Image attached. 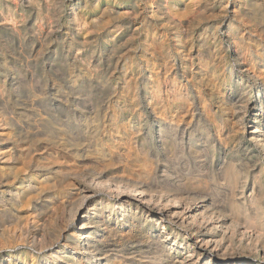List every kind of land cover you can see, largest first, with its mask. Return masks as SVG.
Segmentation results:
<instances>
[{
	"label": "bare ground",
	"instance_id": "bare-ground-1",
	"mask_svg": "<svg viewBox=\"0 0 264 264\" xmlns=\"http://www.w3.org/2000/svg\"><path fill=\"white\" fill-rule=\"evenodd\" d=\"M94 1L100 3L101 0ZM20 2L25 4L24 0ZM149 2L155 6L152 16L171 26L175 37L180 38L182 21L177 17L180 9L174 5L176 8L172 10L174 6H164L160 0ZM34 3L40 2L29 1L30 5ZM191 3L196 2L193 0ZM227 10L225 7V13ZM39 29L38 41L43 42L46 33L41 27ZM244 42L246 39L243 38L235 42L241 51H244L241 45ZM20 56H24L22 52ZM181 57L180 65L175 63L172 55L164 67L163 80L170 81V92L163 87L164 81L158 78L160 67L155 56L149 65L154 73L146 84L148 109L158 123L160 148L171 154L175 147L194 149L199 141L215 148L211 128L218 135V143H229L223 138L228 129L229 112L235 121L230 131L240 143L236 147L242 149L241 144L248 140L264 155V56L237 54L232 61L224 56H215L216 61L225 63V67L219 74L222 66H215L213 81L207 84L211 83L213 88L222 91L228 111L222 110L219 115L213 113L217 125L212 119L211 107L208 106L210 100L205 93L191 90L193 87L184 89L187 85L176 92L175 89L181 86L178 78H184L189 69L188 62L184 61L186 56ZM3 85L0 83V97L5 98ZM254 91L255 100L253 94L250 95ZM44 97L41 91H31L26 101L20 104V115L10 112L4 104L10 116L3 119L4 125L11 129L15 141L10 137L0 138V264H260L256 260H243L253 252L264 259V182L258 183L259 187L253 186L247 193L245 189L238 193L234 184L231 195L220 202L206 193V171L189 172L177 178L166 167L161 169V178L168 185L162 188L157 176L160 168L155 174L151 171L156 159L151 157L149 150H144L141 161L146 170L142 180L125 173L112 176L97 170L83 174L79 164L76 167L68 161L60 162L59 153L65 152L80 162L92 156L96 161L107 162L113 160V152L101 148L98 142H83L82 139L63 136L61 130L54 128L55 121L51 119H55L57 111L46 104ZM253 108L256 113L253 112L250 122L255 126L246 136V124L250 122L246 123L244 118ZM187 114L196 119L195 126L194 122L182 123ZM196 132H199V138ZM9 142L26 144L31 153L37 152L36 146L43 145L47 149L48 163L29 164L25 171H14L10 167L15 148L3 152ZM56 164H61L60 168H56ZM234 166L233 161L225 165L228 167L226 177ZM260 174L263 178L264 169ZM49 185L60 192L62 198L52 200V192L46 190ZM73 195L75 198L72 200ZM57 203L61 204L60 210L54 207ZM241 215L246 218V224L240 230L235 225L233 230L231 224ZM237 232L250 241L240 256L230 250ZM203 257L206 258L202 260Z\"/></svg>",
	"mask_w": 264,
	"mask_h": 264
},
{
	"label": "rangeland",
	"instance_id": "rangeland-1",
	"mask_svg": "<svg viewBox=\"0 0 264 264\" xmlns=\"http://www.w3.org/2000/svg\"><path fill=\"white\" fill-rule=\"evenodd\" d=\"M29 1L24 0L25 4H22L20 0H0V83L5 84L6 91L5 98L0 97V138L14 139L11 129L4 125L3 119L10 117L4 104L10 112L20 115V104L35 90L43 92L46 104L52 106L54 112L57 111L55 119H51L55 121L54 128L61 130L63 136L82 139L83 142H98L101 148L113 152V160L107 162L96 161L93 156L80 162L65 152L59 153L60 162L68 161L76 167L79 164L83 174L97 170L112 176L125 173L142 180L146 170L141 161L144 150H149L151 157L156 159L151 171L155 174L160 168L157 176L162 188L168 185L161 178V169L166 167L177 178L189 172L206 171V193L220 202L231 195L234 184L238 193L243 189L247 193L253 186L259 187L264 182V177L260 178L264 155L248 140L241 144L242 149L236 147L240 143L230 131L235 121L227 111L223 93L213 88L211 83L207 84L213 81L215 66H222L219 74L225 67V63L216 61L215 56H224L228 61H232L237 54L264 56V0H195L196 3H191L193 0H160L164 6L176 5L180 9L177 16L182 21L180 38L175 37L171 26L152 16L155 6H151L149 0H101L100 3L94 0H39V4L33 5ZM225 7L228 8L227 13ZM105 9L107 12H104ZM77 19L78 22L75 21ZM40 27L46 33L43 42L38 41ZM240 38L246 39L241 44L244 51L235 44ZM21 52L24 56H20ZM172 55L177 65H180L182 55L186 56L184 61L189 64L183 80L178 78L181 86L175 89L176 92L183 90L185 85L187 88L184 89L193 87L191 90H201L208 96L212 114L227 111L228 129L223 138L229 143H218V135L211 128L215 148L207 147L204 141L196 142L191 150L175 147L171 154L160 148L158 123L148 109L146 84L154 73L149 65L155 56L160 67L158 78L164 81L166 90L170 89V81L163 79L164 67L171 61ZM252 94L255 100L256 92ZM222 104L224 106L221 107ZM255 111L253 108L247 112L246 123L250 122ZM214 115L212 119L217 125ZM191 118L187 114L182 123L194 122L195 126L196 119ZM254 126L251 122L246 124V136ZM195 135L198 137L199 132ZM9 143L3 152L15 148L10 167L14 171H25L29 164L48 163L47 149L43 145L36 146L37 152L31 153L26 144ZM232 161L235 166L226 177L228 167L225 165ZM60 165L55 166L60 168ZM50 187L46 190L52 192V200L62 198L60 192ZM73 198L74 195L71 196ZM57 204L54 207L60 210L61 204ZM241 216L237 219L238 223L231 224L233 230L236 226L240 230L246 224V218ZM249 242L237 232L233 237L231 253L240 256ZM251 254L243 260L264 264V259L261 260L256 252Z\"/></svg>",
	"mask_w": 264,
	"mask_h": 264
}]
</instances>
